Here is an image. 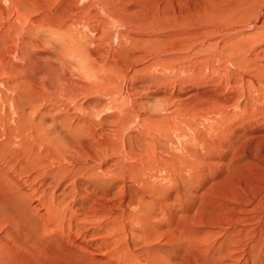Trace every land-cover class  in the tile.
<instances>
[{
    "label": "rangeland",
    "instance_id": "374dc122",
    "mask_svg": "<svg viewBox=\"0 0 264 264\" xmlns=\"http://www.w3.org/2000/svg\"><path fill=\"white\" fill-rule=\"evenodd\" d=\"M28 1L0 0V264H264V0Z\"/></svg>",
    "mask_w": 264,
    "mask_h": 264
},
{
    "label": "bare ground",
    "instance_id": "6f19581e",
    "mask_svg": "<svg viewBox=\"0 0 264 264\" xmlns=\"http://www.w3.org/2000/svg\"><path fill=\"white\" fill-rule=\"evenodd\" d=\"M12 2H13V5H14V8H15V10H16V15L17 16H19V10H18V8H19V4H21V5H23V4H29V1L28 0H11ZM14 10V11H15ZM12 16H14V15H12ZM16 49V48H15ZM5 54V53H4ZM1 56V55H0ZM14 57V56H13ZM14 60V59H13ZM51 215V214H50ZM53 217V216H52ZM81 246H78V244H76L75 246L73 245L72 246V248H74V249H76V250H78V249H80V247H82L83 246V244H80ZM198 246V245H197ZM71 248V247H70ZM83 248V247H82ZM196 248V247H195ZM196 249H200L199 251H205L206 252V250L208 251V248L206 249V247H205V245L203 244V245H199ZM82 250V249H81ZM227 250V249H226ZM233 250V249H232ZM191 251V250H190ZM227 251H229V250H227ZM226 251V252H227ZM61 252H63V251H61ZM66 252V251H65ZM64 253V252H63ZM193 253V252H192ZM208 253V252H207ZM67 255V254H66ZM95 255V254H94ZM197 255H198V253H197ZM202 257H203V255L202 254H200ZM63 256H64V254H63ZM85 256V255H84ZM90 256V255H89ZM221 256V255H220ZM66 257V256H65ZM70 257V256H69ZM91 257V256H90ZM96 257V256H95ZM197 257V256H196ZM71 258V257H70ZM84 258H87V259H89L88 257H84ZM93 258V257H92ZM98 258V257H97ZM102 258V257H101ZM2 259V258H1ZM105 259V258H104ZM199 259V258H198ZM222 259V258H221ZM216 260V259H215ZM229 260V259H228ZM3 261V260H2ZM5 261V260H4ZM3 261V262H4ZM225 261V260H224ZM2 262V263H3ZM92 262H94V263H96V264H108V263H106L105 262V260H103V259H94V260H92ZM226 262H227V259H226ZM110 263V262H109ZM93 264V263H92ZM118 264V263H117ZM213 264H220V259L219 258H217V260L213 263Z\"/></svg>",
    "mask_w": 264,
    "mask_h": 264
}]
</instances>
